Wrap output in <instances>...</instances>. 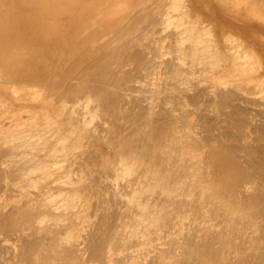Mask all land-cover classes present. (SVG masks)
Listing matches in <instances>:
<instances>
[{
	"label": "bare ground",
	"instance_id": "1",
	"mask_svg": "<svg viewBox=\"0 0 264 264\" xmlns=\"http://www.w3.org/2000/svg\"><path fill=\"white\" fill-rule=\"evenodd\" d=\"M0 264H264V0H0Z\"/></svg>",
	"mask_w": 264,
	"mask_h": 264
}]
</instances>
